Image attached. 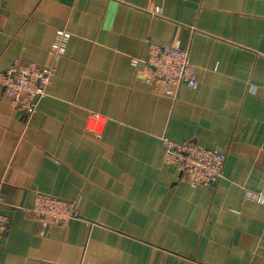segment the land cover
<instances>
[{"label": "crops", "instance_id": "obj_1", "mask_svg": "<svg viewBox=\"0 0 264 264\" xmlns=\"http://www.w3.org/2000/svg\"><path fill=\"white\" fill-rule=\"evenodd\" d=\"M58 29L37 112L0 95V264H264V0H1L0 71L54 64ZM148 40L188 49L197 86L142 80ZM164 136L225 151L223 177L192 185ZM38 192L77 216L41 235Z\"/></svg>", "mask_w": 264, "mask_h": 264}, {"label": "built area", "instance_id": "obj_2", "mask_svg": "<svg viewBox=\"0 0 264 264\" xmlns=\"http://www.w3.org/2000/svg\"><path fill=\"white\" fill-rule=\"evenodd\" d=\"M1 3V0H0ZM71 33L58 29L50 48L54 64L40 66L32 61L16 58L11 65L0 71V95L7 94L12 105L26 118L38 110L41 98L47 94V86L55 70L56 62L65 54ZM132 64L142 80L161 89L168 96H175L182 84L196 87L198 84L196 66L188 49L179 43L165 44L148 40L145 56L133 57ZM164 160L177 170L192 185L216 184L224 174L227 159L225 151L207 148L193 140L177 142L164 136L160 140ZM245 199L264 204V193L247 189ZM3 197L0 195V204ZM27 216L41 226L40 234L46 235L55 225H67L78 214V204L52 194L38 192L32 206L24 207ZM11 224L8 215L0 212V237Z\"/></svg>", "mask_w": 264, "mask_h": 264}]
</instances>
